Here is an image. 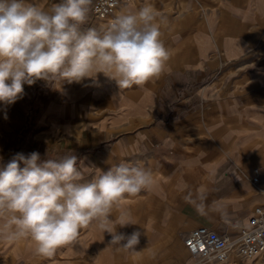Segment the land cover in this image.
I'll return each instance as SVG.
<instances>
[{"label": "crops", "instance_id": "1", "mask_svg": "<svg viewBox=\"0 0 264 264\" xmlns=\"http://www.w3.org/2000/svg\"><path fill=\"white\" fill-rule=\"evenodd\" d=\"M59 2L44 0V8ZM146 4L163 20L171 51L158 80L120 89L100 73L63 90L37 81L15 104H0V166L38 152L42 160L77 155L94 174L121 161L153 170L152 190L114 212L131 213L135 225L117 231L141 233L139 254L82 229L50 256L27 238L0 240V264H191L189 232L206 226L235 240L264 202V0H133L114 18ZM109 22L91 19L90 8L81 28ZM234 254L227 264H264V254Z\"/></svg>", "mask_w": 264, "mask_h": 264}, {"label": "clouds", "instance_id": "2", "mask_svg": "<svg viewBox=\"0 0 264 264\" xmlns=\"http://www.w3.org/2000/svg\"><path fill=\"white\" fill-rule=\"evenodd\" d=\"M91 4L60 0L45 10L44 0H0V104H15L24 85L37 81L63 90L65 83L95 81L103 73L121 89L170 70L163 20L151 5L122 11L105 29L82 30ZM154 185L153 170L139 162L121 161L94 174L77 155L42 160L38 152L18 153L0 166V240L27 238L37 254L50 256L82 229H98L112 236L109 246L138 255L141 233L117 231L135 225L131 213L114 212Z\"/></svg>", "mask_w": 264, "mask_h": 264}, {"label": "built area", "instance_id": "3", "mask_svg": "<svg viewBox=\"0 0 264 264\" xmlns=\"http://www.w3.org/2000/svg\"><path fill=\"white\" fill-rule=\"evenodd\" d=\"M133 0H94L91 19L112 21L117 9ZM109 22V24H110ZM259 183V174L253 177V184ZM264 196V189H262ZM192 257L191 264H227L232 252L253 260L264 254V202L257 206L246 227L240 229L239 236L231 240L212 228L202 226L189 232L184 238Z\"/></svg>", "mask_w": 264, "mask_h": 264}, {"label": "trees", "instance_id": "4", "mask_svg": "<svg viewBox=\"0 0 264 264\" xmlns=\"http://www.w3.org/2000/svg\"><path fill=\"white\" fill-rule=\"evenodd\" d=\"M92 1H93V0H92ZM49 84H50V83H49ZM46 86H48V84L45 83V84L43 85V87H46Z\"/></svg>", "mask_w": 264, "mask_h": 264}, {"label": "rangeland", "instance_id": "5", "mask_svg": "<svg viewBox=\"0 0 264 264\" xmlns=\"http://www.w3.org/2000/svg\"><path fill=\"white\" fill-rule=\"evenodd\" d=\"M88 16H89V14H88ZM235 255H236V254L233 253V255H231V256H232V257H235Z\"/></svg>", "mask_w": 264, "mask_h": 264}, {"label": "bare ground", "instance_id": "6", "mask_svg": "<svg viewBox=\"0 0 264 264\" xmlns=\"http://www.w3.org/2000/svg\"><path fill=\"white\" fill-rule=\"evenodd\" d=\"M233 253H234V252H232V254H231V255H233Z\"/></svg>", "mask_w": 264, "mask_h": 264}]
</instances>
